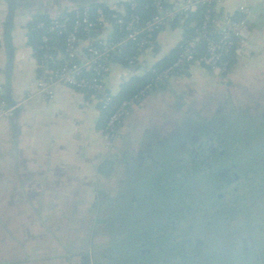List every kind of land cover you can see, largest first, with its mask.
Wrapping results in <instances>:
<instances>
[{
    "label": "crops",
    "instance_id": "1",
    "mask_svg": "<svg viewBox=\"0 0 264 264\" xmlns=\"http://www.w3.org/2000/svg\"><path fill=\"white\" fill-rule=\"evenodd\" d=\"M121 1L0 0V95L17 107L12 117L0 116V264H153L152 254L138 244L105 248L108 238L97 226L102 205L151 201L168 189L166 183H177L188 108L206 122L202 131L223 139L228 128L215 127L214 120L228 106L217 105L231 101L244 108L240 115L248 120L244 134L236 130L232 136H264V0H224L219 9L223 15L240 14L250 32V39L238 44L224 81L199 65L188 68L133 106L113 142L100 128L92 95L56 85L53 97L42 101L27 27L31 19L94 4L121 10ZM181 40V28L165 27L141 59L154 66ZM143 75L139 66L114 65L106 88L115 96L122 82ZM107 159L114 167L104 175L98 168ZM260 244L256 261L264 264V238Z\"/></svg>",
    "mask_w": 264,
    "mask_h": 264
},
{
    "label": "built area",
    "instance_id": "2",
    "mask_svg": "<svg viewBox=\"0 0 264 264\" xmlns=\"http://www.w3.org/2000/svg\"><path fill=\"white\" fill-rule=\"evenodd\" d=\"M163 0H154L156 15L140 24L138 17L130 19H116L115 25L125 33V36L114 44H108L111 35L107 33L106 27L112 32L114 25L105 17L103 8L98 6L94 10L84 7L74 10L75 19L70 31L67 32L63 44L62 52L55 58L48 55V52L55 48L48 44L52 34H62L65 32L59 20L63 16L50 18L48 25L40 22L36 29L43 34L40 37V50L43 52L41 63L37 67L42 69L41 77H37V91L42 101L47 102L53 97V89L56 85H63L79 92L88 93L96 98L97 106L100 110L109 111L114 103V96L106 88L105 79L111 72L113 65L109 62V57H116L119 51L128 41L141 39L138 47L140 55L130 61L129 66H139L144 74L151 73L154 78L134 97L122 101L111 111L104 131L109 140L113 142L119 137L121 127L128 117L133 106L142 101L154 90L165 87L169 81L182 75L188 68L199 65L203 67L216 81H224L227 76L228 63L225 59L230 56L233 44H240L250 39V32L245 21H236L232 16L222 14L212 20L211 13L219 12L224 0H181L173 4L172 8L164 9ZM133 8L134 0H122ZM197 6H205L208 11L203 15V20L195 31V36L185 44L176 60L168 68L155 71L141 58L143 53L150 49L153 44L152 33L161 28L169 27V23L179 16L192 12ZM240 13H247L244 7L239 8ZM211 28V33L209 32ZM102 32L107 34L102 35ZM79 33H86V39H79ZM142 37L146 38L143 39ZM98 44V49L91 47V42ZM203 43V56L197 58L195 45L197 42ZM82 46V47H81ZM235 46V45H234ZM82 48V49H81ZM237 48V47H236ZM55 61H62V65L57 69H49V64ZM78 61V63H76ZM37 62V61H36ZM37 68V69H38ZM91 72L92 78H84L83 74ZM0 95V116L4 118L12 117L16 106H8Z\"/></svg>",
    "mask_w": 264,
    "mask_h": 264
},
{
    "label": "rangeland",
    "instance_id": "3",
    "mask_svg": "<svg viewBox=\"0 0 264 264\" xmlns=\"http://www.w3.org/2000/svg\"><path fill=\"white\" fill-rule=\"evenodd\" d=\"M221 104L220 106L230 107L232 102ZM236 128V126L231 125L223 132V141L226 142L225 150L228 151L232 162L239 161L243 155L242 151L245 150L241 139L233 137L231 134L236 132ZM261 130L264 133V127ZM250 143L253 151H264V138H254L253 142ZM217 147L221 148L219 145ZM260 158L262 157L257 160H261ZM247 162L249 161L247 160ZM222 164V161L216 159L215 169L218 170L219 167L223 166ZM260 165L264 166V161ZM248 167H251V164H248ZM185 170L188 171L189 168ZM179 178L178 174L176 184L166 183L165 185L168 189H175L170 194L171 196L166 194L168 191L164 188L161 190L162 196L160 198H154L151 201L141 200L140 204H137L133 210V214H126L125 220L128 219L129 234L135 232L133 244L130 246L138 244L141 248L148 249L152 254L148 262L153 264H257L256 254L251 249H245L250 246L260 247L261 239L264 238V203L255 207H251L250 204L244 206L247 199L249 200L253 196L251 195L254 192L252 191L254 189L253 184L251 185V182H246L248 185L237 183V186H233L237 187L238 193L218 199L219 195L223 196L224 194V185L216 181L214 190L209 193V189L204 187L201 180L200 183L192 186L195 198L190 209L191 212L188 214L184 212V209L187 203H191L188 202L186 195L185 202H182L184 206H178L182 198L180 190L182 187L184 188L187 181L191 180H186L187 176H184L185 180L181 178V184ZM200 178L202 179V176ZM190 183L188 182V184ZM131 187L132 189L135 187L133 178ZM125 193L120 189L118 195L124 196ZM208 200H210V205L205 204ZM165 204L170 209L166 210L165 218L160 220L156 217L159 211L154 208ZM110 206H113V209L109 208V213H107L109 231L112 230L113 235H119L121 231L125 232V229L119 228V226H123V223L119 222L116 215L122 214L124 207L127 206L121 201L114 202ZM206 222H210L211 226H204ZM150 223L151 226L146 229L147 232L145 231L147 235L138 238L139 231H143L141 228L145 225L146 227L149 226ZM194 223L198 224L195 229ZM197 238L201 240L205 238V241L208 242L203 246L204 248L202 247L203 249H199V255L193 256L196 254L194 247ZM108 242L109 247L107 246V249L117 247V243H120L121 249H128L122 240L115 236L108 238ZM121 257L127 259L126 255ZM119 262L125 264L123 260ZM126 262L129 263L130 261Z\"/></svg>",
    "mask_w": 264,
    "mask_h": 264
},
{
    "label": "flooded vegetation",
    "instance_id": "4",
    "mask_svg": "<svg viewBox=\"0 0 264 264\" xmlns=\"http://www.w3.org/2000/svg\"><path fill=\"white\" fill-rule=\"evenodd\" d=\"M222 105V104H220ZM217 105V106H220ZM230 107L224 108L221 107L222 117H215V126H218L217 128H220L223 124L229 128V126L233 125L236 126V130L242 132L246 131L248 120L245 118L246 115H240V112H245L243 107L238 108L235 103H232L229 105ZM194 111L190 110L189 108L185 111V118L189 121V125L185 124V134L183 139L181 140L180 149H181V158L178 160V174L180 176L179 180L181 181V178L184 179V176H187L186 184H184V188H181V195L182 198L180 200V206H184V203L182 205V202H185V195L187 196L188 202L187 203L184 212H187L190 214V209L194 203V192L192 186L195 184L200 183L202 180V184L206 189H209V193L211 190H214V187L216 186V181L220 184V182L224 185L225 190L224 194L219 195L218 199H221L224 196L230 197L234 193H238L237 189V183H246L251 182V185L253 184L254 189L252 191L253 196L246 201V204L244 206L255 207L256 205H260L264 203V166L260 165L263 164L264 161V151H253L252 145L250 142H253V139H248L247 137H243L241 135L240 138L242 144L245 146V150H243V155L240 157L239 161L232 162L230 161V157L228 155V151L225 149H222L225 147L226 142L223 141V139L219 135H215L216 137H209L206 132L202 131L203 127L206 126V122L204 120H199L195 118ZM211 130L213 128H210ZM259 130V129H258ZM197 132V133H196ZM196 133V134H195ZM258 138H264V136H260ZM257 140V139H256ZM254 140V141H256ZM260 142L259 140H257ZM221 146V148L217 147L218 145ZM259 157L261 160H257ZM219 160L223 162V166L219 167L218 170L215 169V160ZM233 159V158H232ZM255 159V160H253ZM235 161V159H233ZM247 160L249 162H247ZM248 164H251V167H248ZM189 168V170H185ZM202 176V179L200 178ZM251 180V181H250ZM188 182H191L188 184ZM182 184V181H181ZM247 184V183H246ZM236 185V186H233ZM248 185V184H247ZM250 185V186H251ZM233 186V187H232ZM249 187V186H247ZM246 187V188H247ZM167 195L171 196L173 189H167ZM132 193V191H130ZM242 194V193H241ZM210 205V200L208 202H205V204ZM137 204H134L132 202V205L124 207L122 214L116 215L119 222L123 223V229H125V232L119 233V235H113L112 230L109 231L108 227V217L107 213H109V208L113 209V206H107L102 205L101 212L98 219V225L102 226L101 230H103V233L105 234V237L110 238L111 236H115L119 238V240H124L123 243L129 248L134 249V246L130 244H133V239L135 232L132 234H129V229L127 228L128 219L125 220L126 214H133V210L135 209ZM122 208V207H121ZM159 208V209H157ZM119 209V208H118ZM152 209V208H151ZM156 211H159V213L156 215L157 218L160 220H163L165 217V213H167L168 205H160L154 208ZM124 213V214H123ZM125 220V221H124ZM196 223V222H195ZM194 223V224H195ZM126 224V225H125ZM151 226V223L149 226L146 227L143 226L141 229L143 231H139L140 235H138V238H142L144 235H147L145 231L146 229ZM198 226V224L194 225V229ZM206 227H210L211 223L206 222L204 225ZM127 234V235H126ZM202 238V237H201ZM252 239V238H251ZM108 241V239H107ZM208 242V241H207ZM205 241V238L201 240L200 238H197L195 240V247L194 250L196 254L199 255L200 248L203 249L204 245L207 243ZM108 244V242H107ZM107 244H105V248L107 247ZM117 245H120V243H117ZM245 248V243H244ZM203 247V248H202ZM251 247V246H250ZM245 248V249H251L252 252L256 253L259 249V247H251V248ZM123 248V247H122ZM148 249H146L147 251ZM248 254V253H247ZM106 259V258H105Z\"/></svg>",
    "mask_w": 264,
    "mask_h": 264
},
{
    "label": "trees",
    "instance_id": "5",
    "mask_svg": "<svg viewBox=\"0 0 264 264\" xmlns=\"http://www.w3.org/2000/svg\"><path fill=\"white\" fill-rule=\"evenodd\" d=\"M162 2H163L162 6L164 9H170L173 6V4H171L167 0H163ZM134 5L135 6L133 8H130L128 4L121 2L119 4V8L121 10L110 9L99 4L89 5L85 7H88L91 10H94L98 6L103 8L106 19L111 24L114 25V28L112 29V35L108 40V44H114L125 36V33L121 31L117 25H115L116 19H120V18L130 19L132 17H138L140 24H143L144 22H146L147 20H149L150 18L156 15V10L154 8V0H134ZM207 11H208L207 7L197 6L194 11L179 16L177 19L169 23L168 26L170 28L182 29V40L175 49L171 50L169 54L166 55L161 61H159L156 65L152 66V68L155 71L158 72L171 66V64L176 60L178 54L182 51L185 44L190 40V38L195 36V31L201 24L203 20V15ZM220 15H222L220 12L211 13L212 20L214 21V19L218 18ZM232 18L236 21L243 20V17L240 14L234 15ZM74 19H75L74 12L72 11L71 13L64 14L63 18L59 20V23L62 25L65 32L62 34H52V36H50V40L48 44L50 45V47L55 49L49 51L48 55H51L53 58H55L59 52H62L64 40L66 38L67 32L72 29ZM40 22L45 23V25H48L49 22H51V19L44 15L43 16L38 15V16H34L27 25V27L31 32L30 45L34 50V57L38 64H40L41 60L43 59V52L39 49L41 46L40 37L43 33L40 30L36 29L37 24H39ZM162 29H164V27L155 30L152 33L151 38H148L147 40H151L152 42H154L157 34ZM209 32L211 33L210 27H209ZM78 37L79 39L83 40L88 37V34L79 33ZM142 38L146 40V38L144 37ZM140 41L141 39L128 41L119 51H117L116 57H112V56L109 57L108 59L109 62L113 66L118 65L124 68L129 66L130 61H133L140 55L139 47H138ZM151 46H153V44H151ZM91 47L99 50L98 44L96 42L92 41ZM236 47L237 44H233L230 56H228L225 59V61L228 63V70L231 69L235 64ZM195 50L197 52V58L201 59L203 56V43L200 41L197 42V44L195 45ZM76 63H78V61ZM48 64H49V69H57L62 65V61H55L54 64H50V63ZM41 72L42 69L38 68L37 77H41ZM83 77L92 78L93 75L91 72H86L83 74ZM153 78L154 76L151 73H145L143 76L133 77L128 81L122 82L118 94L114 96V103L112 108L109 111L100 110V108H98L101 112V118H102V124L100 128L104 130L106 121L109 115L111 114V111H113L118 104H120L122 101L129 100L132 97H134L147 84H150L153 81ZM1 100H3L7 105H9L4 95L1 96Z\"/></svg>",
    "mask_w": 264,
    "mask_h": 264
},
{
    "label": "water",
    "instance_id": "6",
    "mask_svg": "<svg viewBox=\"0 0 264 264\" xmlns=\"http://www.w3.org/2000/svg\"><path fill=\"white\" fill-rule=\"evenodd\" d=\"M113 167H114V161L107 159V160H104V162L98 168V171L101 170L102 174L107 175L109 172L111 173V171L113 170Z\"/></svg>",
    "mask_w": 264,
    "mask_h": 264
}]
</instances>
